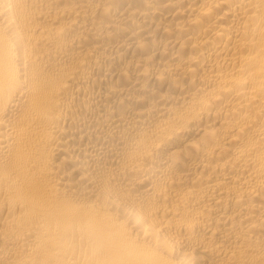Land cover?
<instances>
[{
	"label": "bare ground",
	"instance_id": "1",
	"mask_svg": "<svg viewBox=\"0 0 264 264\" xmlns=\"http://www.w3.org/2000/svg\"><path fill=\"white\" fill-rule=\"evenodd\" d=\"M0 264H264V0H0Z\"/></svg>",
	"mask_w": 264,
	"mask_h": 264
}]
</instances>
